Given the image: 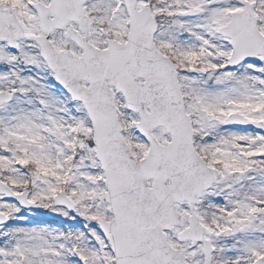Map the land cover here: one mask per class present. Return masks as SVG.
<instances>
[{
    "label": "snow or ice",
    "instance_id": "obj_1",
    "mask_svg": "<svg viewBox=\"0 0 264 264\" xmlns=\"http://www.w3.org/2000/svg\"><path fill=\"white\" fill-rule=\"evenodd\" d=\"M0 264H264V0H0Z\"/></svg>",
    "mask_w": 264,
    "mask_h": 264
}]
</instances>
